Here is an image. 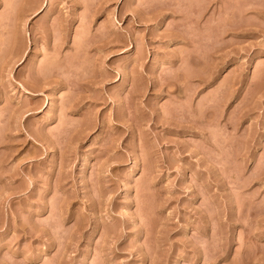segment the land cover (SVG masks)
<instances>
[{
  "label": "rangeland",
  "instance_id": "1",
  "mask_svg": "<svg viewBox=\"0 0 264 264\" xmlns=\"http://www.w3.org/2000/svg\"><path fill=\"white\" fill-rule=\"evenodd\" d=\"M0 264H264V0H0Z\"/></svg>",
  "mask_w": 264,
  "mask_h": 264
}]
</instances>
